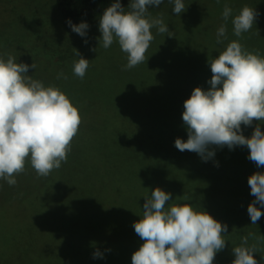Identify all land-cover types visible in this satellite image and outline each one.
Listing matches in <instances>:
<instances>
[{
    "label": "clouds",
    "instance_id": "obj_1",
    "mask_svg": "<svg viewBox=\"0 0 264 264\" xmlns=\"http://www.w3.org/2000/svg\"><path fill=\"white\" fill-rule=\"evenodd\" d=\"M164 0H130L125 11L120 0L107 7L99 20V31L104 49L118 42L126 54L130 70L146 59V52L154 39L151 29L172 37L162 16L152 18L149 6L159 7ZM220 0H217L219 3ZM172 11L179 16L186 10L184 0H169ZM232 8L225 3L217 29V44L227 38V21ZM259 13L244 6L232 19L233 34L241 38L249 32ZM73 32L86 37L89 25L67 21ZM259 35V33L257 32ZM87 43V40H85ZM78 60L73 62V74L83 80L90 62L73 49ZM96 51V49H93ZM6 56V58H5ZM211 79L208 90L196 87L184 101L182 120L187 129V141L177 138L174 146L181 152L197 153L207 162L215 156L211 146L232 150L246 146L248 159L264 167V132L257 123L250 138L243 135L241 125L264 121V56L258 49L248 51L239 39L233 40L208 60ZM36 65L17 63L10 53L0 54V180L9 186L17 184L16 177L25 172L30 162L37 177H47L67 162L74 137L79 131L82 117L79 109L57 86L48 85L28 75ZM57 79L67 80L63 72ZM251 195L255 199L247 212L252 224L264 213V173L256 172L248 178ZM172 194L159 187L145 197L142 216L133 224L143 244L131 257V264H213L218 252L226 246L223 233L227 225L215 220L206 211H197L191 204H169ZM189 200L188 196L179 197ZM256 205H260L258 208ZM249 239L255 243L249 244ZM264 236L248 233L241 237L239 246L233 247L232 264H258L254 254ZM93 258H103L99 251Z\"/></svg>",
    "mask_w": 264,
    "mask_h": 264
},
{
    "label": "rangeland",
    "instance_id": "obj_2",
    "mask_svg": "<svg viewBox=\"0 0 264 264\" xmlns=\"http://www.w3.org/2000/svg\"><path fill=\"white\" fill-rule=\"evenodd\" d=\"M10 2L14 5L9 6L8 23L0 14V54H12L17 63H34L36 68L30 67L28 75L42 81L45 86L59 87L74 106H80L79 113L84 116L86 106L90 103L107 107L115 98L128 97L134 93V88L149 93L152 89L147 86L153 84L154 87L157 81L164 82L167 89L180 86L185 99L190 98L196 87L208 90L210 85L207 81L212 75L208 60L216 58L233 40L239 39L248 51L258 49L261 56H264V0H220L219 3L217 0H184L186 10L179 16L172 11V3L148 10L152 18L162 16L169 31L174 34L169 37L167 33H159L156 28L151 29L154 39L146 52L144 63L127 71L122 70L127 64V58L118 42L114 41L108 49H104L102 43H99L101 33L89 31L86 37H78L79 40L64 39V29L57 28L61 14L55 0ZM225 3L232 8V15L226 25L227 38L223 44H217V29L225 23L222 19ZM244 6L255 9L259 15L252 29L237 38L233 34L232 19ZM54 25L57 27L53 28ZM73 49L90 62L83 80L72 71L73 62L78 60ZM43 51L47 52L51 65L47 61L36 60L35 53ZM60 72L67 75L68 79H57ZM123 149H113L109 154L110 150L103 146L97 149V153L105 154L107 160L112 156L118 166L129 167V164L122 163L131 157ZM234 149L238 158L249 163V150L246 146H236ZM188 155L193 160L201 158L194 152ZM85 162L89 163V159L85 158ZM25 169L24 173L16 177L15 186L0 180V264H131V257L137 250L131 242L139 237L133 224L142 216L137 208L139 205L143 207L145 197H127L116 201L114 212L119 220L123 213L120 206L124 201V217L116 222L111 215L109 218L103 216L108 226L103 227L105 231L102 241H97L89 228L92 225L73 224L70 205L78 197H56L54 183L57 170H53L47 177L38 178L30 162L26 163ZM130 169L131 172L135 171L134 166ZM258 171L264 173V167H259ZM94 173L98 174V169ZM115 175L121 177V170L117 169ZM94 176L97 178L99 175ZM225 179L227 183L231 178L226 176ZM65 180L71 181V178L67 176ZM44 181L48 183V192H44ZM84 181L90 184L91 175L88 174ZM242 183L243 179L239 177L238 184ZM221 197H231L232 202L240 201V195L234 189L225 195L217 193L211 200L218 202ZM198 198L202 200L205 197ZM172 199V204L187 203L181 202L179 197ZM242 199L241 203L245 198ZM88 231L90 237L87 240ZM123 232L131 241H126ZM96 251L103 258H93Z\"/></svg>",
    "mask_w": 264,
    "mask_h": 264
},
{
    "label": "trees",
    "instance_id": "obj_3",
    "mask_svg": "<svg viewBox=\"0 0 264 264\" xmlns=\"http://www.w3.org/2000/svg\"><path fill=\"white\" fill-rule=\"evenodd\" d=\"M55 1L61 20L58 21V27L56 24L53 28L64 29L63 38L74 39V41L79 40L78 37L81 36L71 30L67 21L71 20L74 25L81 22L87 23L89 25L87 34L89 31L100 33V17L105 9L115 2V0ZM120 2L125 11L130 10L128 9L130 0H120ZM11 3L10 0H0V14L2 13L7 23L9 6L14 5ZM167 3L169 0H164L162 4ZM154 8L158 7L149 6L148 10ZM54 48L56 49L55 46ZM71 53L72 49H70V56ZM35 57L36 60L52 64L46 51L36 52ZM151 86H147L148 89L153 90H149V93H143L144 91L134 88V93L129 94L128 97L115 98L107 107L90 103L86 106V115L80 113L82 123L72 141L67 162L62 163L57 170V179L54 183L56 197H78L73 199L70 205L73 224L92 225L89 227L92 237L102 241L105 231L103 227L108 226L104 222V217L109 218L111 215L116 222L124 217V201L120 206L123 212L120 220L114 212L117 206L116 201L119 202V199L148 197L157 187L166 193H171L172 197L188 196L189 200H181V202L191 204L197 211H206L215 220L227 225V232L223 233L226 246L217 253L213 264H232L235 259L232 249L240 245L241 237L248 233L264 236V215L256 224H252L247 212L248 205L255 199L250 194L249 174L259 172V168L252 161L248 163L238 158L236 150H229L227 146L221 150L211 146L209 150H214L215 156L207 162L201 158L193 160L191 155H188L189 151H179L174 146L175 140L180 138L186 142L188 138L187 129L182 120L183 104L187 99L183 98L180 86L167 89L166 84L161 81H157L154 87L153 84ZM96 108V111H91ZM78 109L80 112V106ZM257 123H260V129L264 132V121H254L249 127L241 125L246 138L251 137ZM104 136L106 138L103 141ZM103 146L110 150L109 154L113 149L124 148V153L131 157L122 163L130 166H118L119 164L112 159V156L107 160L105 154L99 155L97 149ZM85 158L89 159V163L85 162ZM133 166L135 171L131 172L130 168ZM193 166L200 169L196 170ZM95 169H98V174L94 173ZM117 169L121 170L119 178L115 175ZM88 174L91 175L90 184L84 181ZM94 175L99 176L96 178ZM67 176L71 178V181L65 180ZM226 176L231 178L227 183ZM238 176L243 179L242 185L238 184ZM43 185L44 192H48V183L44 181ZM232 189L240 195L239 202H232L231 197H221L218 202L211 200V197H215L217 193L229 194ZM105 197L109 198L105 199ZM198 197L205 198L199 200ZM172 200L171 198L168 203L172 204ZM126 202L128 203L127 200ZM256 206L260 208V205ZM137 210L142 212L143 207L139 205ZM260 210L264 213V208ZM87 234L88 240L90 232L88 231ZM122 235L127 242L131 241H128L124 232ZM131 243L136 245L138 250L143 241L138 237ZM252 243L255 241L249 239V244ZM258 247L260 251L254 254V258L258 264H264V241H261Z\"/></svg>",
    "mask_w": 264,
    "mask_h": 264
}]
</instances>
